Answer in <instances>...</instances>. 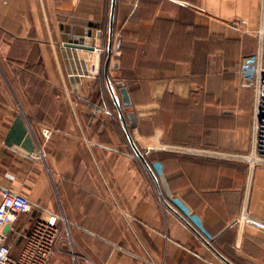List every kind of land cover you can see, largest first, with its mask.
I'll return each instance as SVG.
<instances>
[{
    "label": "crops",
    "instance_id": "crops-1",
    "mask_svg": "<svg viewBox=\"0 0 264 264\" xmlns=\"http://www.w3.org/2000/svg\"><path fill=\"white\" fill-rule=\"evenodd\" d=\"M262 30L264 0H0V203L33 207L12 256L56 216L49 264H264V168L243 158ZM20 114L33 154L4 143Z\"/></svg>",
    "mask_w": 264,
    "mask_h": 264
},
{
    "label": "built area",
    "instance_id": "built-area-1",
    "mask_svg": "<svg viewBox=\"0 0 264 264\" xmlns=\"http://www.w3.org/2000/svg\"><path fill=\"white\" fill-rule=\"evenodd\" d=\"M101 31H96L94 36L98 38ZM255 62L254 71L257 73L261 92V111L263 114L261 127L264 134V30L261 31V47L258 54L253 57ZM93 74H98V67L92 69ZM45 135L48 131H45ZM261 152L264 153V141L261 142ZM36 160H41L42 156H33ZM264 162V154L261 156ZM249 163L260 162L253 158H248ZM2 201L0 203V264H49L51 259L60 250L61 230L59 218L52 216L49 219L36 221L26 237L25 246L21 254L15 258L12 256V246L8 244L9 235L15 231L14 223L22 215L32 211L31 201L21 193H14L4 190L1 192Z\"/></svg>",
    "mask_w": 264,
    "mask_h": 264
},
{
    "label": "water",
    "instance_id": "water-1",
    "mask_svg": "<svg viewBox=\"0 0 264 264\" xmlns=\"http://www.w3.org/2000/svg\"><path fill=\"white\" fill-rule=\"evenodd\" d=\"M114 11H115V6L113 5V9H112V14H111V31L113 30V20H114ZM111 44H112V38H111ZM73 48H78V49H82L85 48L87 50L90 51H97L96 47H85V46H81V45H69ZM111 47L109 49V54H108V59L105 65V74L107 76L108 70H109V65L111 62ZM121 94L123 96V100H124V105L125 106H130V99H129V95L128 92L125 88L121 89ZM5 145L7 146H18L21 147L22 149H24L27 153L33 154L36 150V144L35 141L33 139L32 134L30 133L27 123L23 117V115H18L8 134L5 137L4 140ZM133 147L135 148L137 154L139 155V157L141 159H143L142 155L139 153V151L137 150V148L135 147L134 143L131 142Z\"/></svg>",
    "mask_w": 264,
    "mask_h": 264
},
{
    "label": "rangeland",
    "instance_id": "rangeland-1",
    "mask_svg": "<svg viewBox=\"0 0 264 264\" xmlns=\"http://www.w3.org/2000/svg\"><path fill=\"white\" fill-rule=\"evenodd\" d=\"M105 54V53H104ZM255 66V65H254ZM251 86L253 87L255 91V99H254V107H253V122H252V146H251V151L247 157H243L248 160V158H253L255 160H262L263 158L261 157L264 153L261 152V142L264 141V134H263V129L261 127L262 124V119H263V114L261 111V92H262V87L259 82V78L257 76V73L254 71V68L251 72ZM254 167H263L264 168V162H256L252 164ZM62 220V228L61 230V237L64 239H69L68 237L70 236L69 228L68 225H66L65 221L63 218ZM71 250H68L67 252L70 254ZM68 257H72L71 254Z\"/></svg>",
    "mask_w": 264,
    "mask_h": 264
},
{
    "label": "trees",
    "instance_id": "trees-1",
    "mask_svg": "<svg viewBox=\"0 0 264 264\" xmlns=\"http://www.w3.org/2000/svg\"><path fill=\"white\" fill-rule=\"evenodd\" d=\"M114 26H115V24H113V29H114ZM105 58V57H104ZM106 59H104V61H103V63H104V65H106V61H105Z\"/></svg>",
    "mask_w": 264,
    "mask_h": 264
}]
</instances>
